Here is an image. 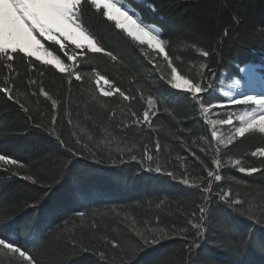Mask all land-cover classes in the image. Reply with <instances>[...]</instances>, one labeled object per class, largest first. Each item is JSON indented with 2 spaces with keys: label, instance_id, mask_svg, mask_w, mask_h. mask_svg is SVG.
<instances>
[{
  "label": "trees",
  "instance_id": "obj_1",
  "mask_svg": "<svg viewBox=\"0 0 264 264\" xmlns=\"http://www.w3.org/2000/svg\"><path fill=\"white\" fill-rule=\"evenodd\" d=\"M146 2L155 12L144 10L145 20L169 41L166 52L173 66L201 84L205 106L217 107H210L205 119L191 94L170 87L171 71L163 57L117 30L102 10L85 11L83 23L117 60L85 49L76 67L80 81L73 76L69 83L67 75L21 53L11 62L0 60V87L10 88L13 96L9 100L0 92V154L24 165L0 163V238L14 231L15 243L37 264H188L186 242L196 235L189 220H199L208 193L178 181L187 176L190 183L207 186L200 161L216 170L212 161L218 156L222 180L212 181L205 236L193 252L199 264H264L259 243L264 238V171L247 175L231 164L239 159L246 168L264 170V157L251 156L264 148V134L255 131L226 148L219 145L217 154L219 139H212L213 125L207 122L225 120L220 113L235 109L225 107L218 94L221 85L238 77L243 65L264 62V0ZM42 42L73 63L57 45ZM65 44L69 54L80 56V49ZM197 49L210 55L203 57ZM97 73L110 81L109 89L132 99L117 92L101 96L93 84ZM41 88L57 101L55 110ZM146 109L156 113L151 128L136 123ZM223 125H215L220 136L227 132ZM146 151L151 162L144 159ZM224 191L241 201L235 210L220 201ZM249 216L261 223L254 225ZM133 229L149 236L145 230H155L160 241L145 245ZM180 229L186 240L177 235ZM0 264L20 261L0 251Z\"/></svg>",
  "mask_w": 264,
  "mask_h": 264
},
{
  "label": "snow or ice",
  "instance_id": "obj_2",
  "mask_svg": "<svg viewBox=\"0 0 264 264\" xmlns=\"http://www.w3.org/2000/svg\"><path fill=\"white\" fill-rule=\"evenodd\" d=\"M91 10L94 13H101L102 17L108 22H114L115 28L121 30L127 37H129L133 42L139 44L140 46H147L156 53L157 56H162L163 60L167 62V66L171 71V77L168 80L170 87L172 89H178L182 92H186L192 95L193 99L201 105V111L207 119L210 107L217 106H205L203 100L200 98V94L205 90L201 84L194 82L193 79L188 78L184 75L178 73L176 67L173 66L172 59L166 52V47L169 44L168 40L162 38V30L154 26L146 25L135 13V10L131 9L124 0H0V60H5L8 62L13 61L14 54H24L26 57H34L36 61L41 62L44 65H50L54 67L57 71L65 74L69 77V83L74 76L75 80L80 81L83 77L78 71H76L78 59L84 58L87 49L91 53H103L110 57L111 60L116 61L117 57L111 52H106L103 47L99 44V41L92 35L88 27L83 23V15L85 11ZM227 34V33H225ZM53 42L60 46V51H63L72 64L65 63L54 51L50 50L48 47L41 42V39ZM65 42H70L75 46V49H80V56L78 57L73 51L69 54ZM199 54L203 57H208L210 53L206 50L197 49ZM151 62V61H150ZM10 71L12 70V64L8 63L6 65ZM156 66V65H154ZM158 67V66H156ZM201 69H205L206 65H201ZM240 71H245V69H240ZM96 83L99 84L101 80L105 84H110V81L105 79L103 76L96 74ZM8 82L6 78L5 83ZM30 83H35V81H30ZM120 97L124 100H131L132 97L126 95L123 91L115 89ZM0 92L7 95L9 100L13 99L12 90L8 87H0ZM102 95L104 97H111L113 95V90L101 89ZM40 94L46 99L51 100V107L53 110L57 108V101L52 99L47 91L43 88L40 89ZM230 104L232 105H254L250 111L245 110L240 115L236 117L239 120V126L233 124V116L229 115L226 120H210L208 123L213 125L211 131V137L213 140L218 139V133L215 128L217 123L231 125L234 129L231 135L228 136L227 141L223 138H219V144L217 145V154L220 152L219 145H224L226 148L228 145L233 144L237 138L245 137L246 134L258 131L260 134H264V95H243L242 99H236L234 97L230 98ZM149 108L153 105L152 98L148 100ZM220 107H223L222 105ZM21 108L27 111L23 105ZM155 111H150L146 109L143 112V120L139 118L136 119V123L147 124L150 128L152 126L151 120L155 115ZM135 116V113H133ZM53 124L57 119L53 116ZM128 127V125H125ZM79 143V140L77 141ZM63 144V141H61ZM157 151H159L160 146L157 143ZM195 156V154L193 153ZM252 157H264V148H257L255 151L251 152ZM199 160V157H195ZM132 160H136L135 155L131 156ZM144 159L151 162L153 156L148 154L146 151L144 153ZM0 163L3 165H12L23 167L24 165L19 163L17 160L9 158L6 155L0 154ZM212 163L216 166V170L209 168L204 161H200L201 166L207 171L208 183L207 186L202 187V183H190L187 176L180 179L178 182L192 188H201L203 192L208 193L204 197L205 205L210 202L211 192H212V181H221L222 176L219 174V170L222 165L220 158H214ZM232 166L236 167L239 172L245 173L247 175H252L254 173L264 171L256 167H244L239 159L231 160ZM148 171H153L151 167L147 169ZM155 172L160 173L161 168L157 166ZM173 180L176 176L172 172L166 173ZM23 179L31 181L35 184L37 181L31 176H25ZM219 199L228 207L235 210L237 206L241 204L239 199H232L230 191H224L219 193ZM205 205L199 207L200 218L198 221L194 222L189 220L191 227L196 230V235L193 241L186 242V247L188 249L189 257L188 264H199L198 257L194 254L193 249L198 248L200 245L197 243L198 240L205 236L204 223L206 218V213L209 209ZM78 215L83 216L84 213H78ZM249 219H253V223H261L260 218L254 216H249ZM135 231V234L140 237L145 245L156 244L160 241V237H157L154 233L155 230L146 229V232L151 233V235H145L139 231ZM185 229H180L177 235L186 240L183 235ZM15 232H10L8 235L0 238V251H6L11 253L13 256H17L20 264H37L35 258L30 254L29 251L23 249L14 241ZM251 235L247 239L246 243L248 245L252 244ZM75 243V242H73ZM259 243L264 245V238L259 240ZM113 247H118L115 242H112ZM100 258H104V253H100ZM131 264V262H130Z\"/></svg>",
  "mask_w": 264,
  "mask_h": 264
},
{
  "label": "rangeland",
  "instance_id": "obj_3",
  "mask_svg": "<svg viewBox=\"0 0 264 264\" xmlns=\"http://www.w3.org/2000/svg\"><path fill=\"white\" fill-rule=\"evenodd\" d=\"M136 13V12H135ZM137 14V13H136ZM138 15V14H137ZM139 17V16H138ZM114 24V22H112ZM115 26V24H114ZM156 28L154 27V30ZM43 40V38H41ZM46 41V40H45ZM50 42V41H47ZM53 43V42H51ZM54 44V43H53ZM45 45V44H44ZM57 47L60 48V46L58 44H56ZM46 47V46H45ZM22 54V53H21ZM24 55V54H22ZM25 56V55H24ZM31 59L35 60L34 57H32ZM36 61V60H35ZM39 62V61H38ZM41 63V62H40ZM42 64V63H41ZM261 68L264 70V62H260ZM243 69H245L247 72H249V74H251L253 77L259 79L258 83H260V85H264V83L262 82V79H260V76H257L255 69L253 67H249V66H245ZM241 76H242V80L238 81V79L231 81L230 83L227 84V86H223L221 87L220 91L218 92V94H220L223 98H225L226 100L224 101V105L226 106H230L232 104H230V98L234 97L236 99H242L243 95H246L245 93H242V91L244 89H247V87L249 86V81L246 79L244 75V72L240 71ZM95 80V79H94ZM94 86L97 88L98 93L102 95L101 89H109V85L105 84L103 82V80L100 81L99 84L96 83V80L93 82ZM264 90V87H263ZM113 93H116V91L113 90ZM248 95H261L259 93H255V94H248ZM104 97V96H103ZM253 107H255L254 105H243V104H239L237 106H235L234 110H229L226 113H224V115L222 113H220L222 116H226L225 120L229 118V115L233 116V124L236 126H239V120L236 119V117L238 115H240L242 112H244L245 110H251ZM232 108V107H229ZM224 128L226 127L227 129L224 131H227L225 133V135L220 136L218 133V139L219 138H223L224 140H227L228 136L232 134V132L234 131L233 127L231 125H223ZM222 128V127H220ZM223 129V128H222ZM11 254V253H10ZM18 255V254H17Z\"/></svg>",
  "mask_w": 264,
  "mask_h": 264
},
{
  "label": "bare ground",
  "instance_id": "obj_4",
  "mask_svg": "<svg viewBox=\"0 0 264 264\" xmlns=\"http://www.w3.org/2000/svg\"><path fill=\"white\" fill-rule=\"evenodd\" d=\"M243 72H244V75L243 76H245L246 79L249 81V86L247 87V89H244L242 91V93H245L246 95H248V94H255V93L263 94L264 93V90H263L264 85L261 86L260 83H258V80L259 79L253 77L246 70L243 71Z\"/></svg>",
  "mask_w": 264,
  "mask_h": 264
}]
</instances>
